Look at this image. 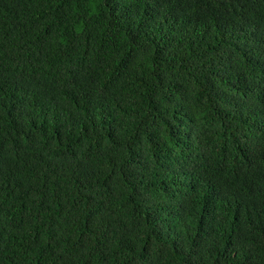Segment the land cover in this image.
Wrapping results in <instances>:
<instances>
[{
  "label": "trees",
  "instance_id": "obj_1",
  "mask_svg": "<svg viewBox=\"0 0 264 264\" xmlns=\"http://www.w3.org/2000/svg\"><path fill=\"white\" fill-rule=\"evenodd\" d=\"M0 264H264V0H0Z\"/></svg>",
  "mask_w": 264,
  "mask_h": 264
}]
</instances>
